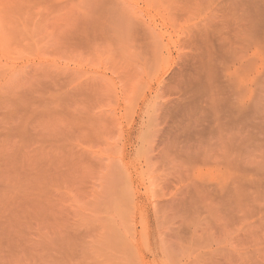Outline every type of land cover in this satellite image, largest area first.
I'll list each match as a JSON object with an SVG mask.
<instances>
[{
    "label": "rangeland",
    "instance_id": "374dc122",
    "mask_svg": "<svg viewBox=\"0 0 264 264\" xmlns=\"http://www.w3.org/2000/svg\"><path fill=\"white\" fill-rule=\"evenodd\" d=\"M0 264H264V0H0Z\"/></svg>",
    "mask_w": 264,
    "mask_h": 264
}]
</instances>
